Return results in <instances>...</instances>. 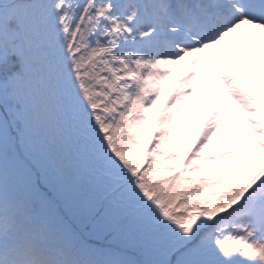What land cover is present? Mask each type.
<instances>
[{
	"label": "snow or ice",
	"instance_id": "6c2138e0",
	"mask_svg": "<svg viewBox=\"0 0 264 264\" xmlns=\"http://www.w3.org/2000/svg\"><path fill=\"white\" fill-rule=\"evenodd\" d=\"M0 264H264V0H0Z\"/></svg>",
	"mask_w": 264,
	"mask_h": 264
},
{
	"label": "rangeland",
	"instance_id": "374dc122",
	"mask_svg": "<svg viewBox=\"0 0 264 264\" xmlns=\"http://www.w3.org/2000/svg\"><path fill=\"white\" fill-rule=\"evenodd\" d=\"M226 42L229 43L230 45H233V43H234V42L231 40V38H228ZM225 62L230 64V62L227 61V60H226ZM179 71H180V64H177V65L174 66V71H173V73H172V76H171L169 82H168V83L165 85V87H164V94H165V95L167 94V91L171 88L172 81L174 80L175 76L179 74ZM245 71H246V72L248 71L247 68H245ZM249 75H250V78H251V74H250V73H249ZM201 78H203V81H206V79H207V74L204 73V72H202V73L198 76V82H203V81L201 80ZM237 79H239V77H237ZM240 83L242 84V86L247 87L246 85L243 84V81H240ZM201 103H203V101H201ZM229 103H231V101H229ZM196 115H202V110H201L200 112H197ZM189 123H192V122L189 121ZM193 127H196V125H193Z\"/></svg>",
	"mask_w": 264,
	"mask_h": 264
},
{
	"label": "trees",
	"instance_id": "16d2710c",
	"mask_svg": "<svg viewBox=\"0 0 264 264\" xmlns=\"http://www.w3.org/2000/svg\"><path fill=\"white\" fill-rule=\"evenodd\" d=\"M163 99H161V101H162Z\"/></svg>",
	"mask_w": 264,
	"mask_h": 264
}]
</instances>
